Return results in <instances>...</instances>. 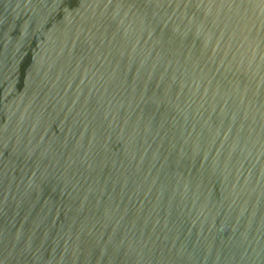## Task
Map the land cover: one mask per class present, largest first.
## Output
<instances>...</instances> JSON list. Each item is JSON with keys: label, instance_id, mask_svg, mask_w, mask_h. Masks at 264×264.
I'll return each instance as SVG.
<instances>
[{"label": "water", "instance_id": "obj_1", "mask_svg": "<svg viewBox=\"0 0 264 264\" xmlns=\"http://www.w3.org/2000/svg\"><path fill=\"white\" fill-rule=\"evenodd\" d=\"M0 264H264V0H0Z\"/></svg>", "mask_w": 264, "mask_h": 264}]
</instances>
